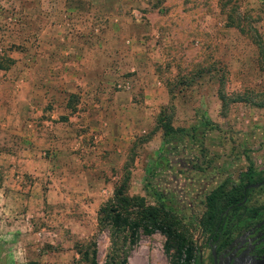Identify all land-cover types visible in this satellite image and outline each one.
I'll use <instances>...</instances> for the list:
<instances>
[{"label":"rangeland","instance_id":"obj_1","mask_svg":"<svg viewBox=\"0 0 264 264\" xmlns=\"http://www.w3.org/2000/svg\"><path fill=\"white\" fill-rule=\"evenodd\" d=\"M162 109L212 126L166 152ZM249 167L264 180V0H0V264L110 262L97 212L123 181L173 196L210 264L205 198ZM119 240L117 260L168 264L158 233Z\"/></svg>","mask_w":264,"mask_h":264},{"label":"trees","instance_id":"obj_2","mask_svg":"<svg viewBox=\"0 0 264 264\" xmlns=\"http://www.w3.org/2000/svg\"><path fill=\"white\" fill-rule=\"evenodd\" d=\"M157 127L163 132L166 152L175 149L185 137L200 141L205 136L208 127L211 128L210 121L202 118L197 127L190 130L176 128L172 125V115L168 109H162L156 120ZM191 131V133H190ZM201 135V136H200ZM162 157L159 158L162 164ZM247 184L262 181L259 174H256L251 167L243 175ZM147 188V187H146ZM149 194L158 201V206L149 205L144 197H129L126 194V181L115 187L113 197L103 204L97 212V225L100 231L109 229L112 235V257L106 264H126L127 258L116 259L114 252L119 251V239L129 247L138 244L142 235L151 236L156 233L164 237L163 251L167 257L168 264H195V248L192 239L180 228L174 213L176 211L172 204L173 196H168L162 191L148 188ZM246 192L249 198L250 192ZM244 198L243 186L241 184L233 186L227 190L225 184L215 188L205 198V213L200 221L201 230L207 234H213L216 230L223 231L226 235L229 231V220L224 216V212L231 206L241 202ZM244 209V208H241ZM254 219L264 213V205L245 208ZM240 208H233L231 213ZM227 219V221H225ZM91 251L80 252L83 260L89 264H97V252L95 244ZM116 248V249H115Z\"/></svg>","mask_w":264,"mask_h":264},{"label":"flooded vegetation","instance_id":"obj_3","mask_svg":"<svg viewBox=\"0 0 264 264\" xmlns=\"http://www.w3.org/2000/svg\"><path fill=\"white\" fill-rule=\"evenodd\" d=\"M248 185L250 184L242 185L243 200L231 205L224 212V216L230 223L227 228L229 235L223 231L218 232V230L213 234L205 233L207 237L204 243L209 252L210 264H255V261H264V213H260L259 217L251 219L249 212L245 209L249 208L246 206L248 202L246 192L262 185L256 188H246ZM234 207L240 208V210L231 213Z\"/></svg>","mask_w":264,"mask_h":264},{"label":"water","instance_id":"obj_4","mask_svg":"<svg viewBox=\"0 0 264 264\" xmlns=\"http://www.w3.org/2000/svg\"><path fill=\"white\" fill-rule=\"evenodd\" d=\"M263 184H264V180L261 181L260 183H257V184H250L246 188H256V187H259V186H261ZM255 264H264V261L263 260H261V261H255Z\"/></svg>","mask_w":264,"mask_h":264}]
</instances>
